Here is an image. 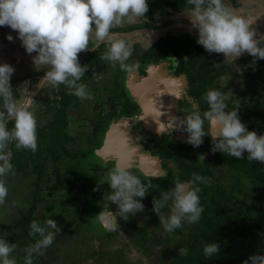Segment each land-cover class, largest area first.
Listing matches in <instances>:
<instances>
[{"label":"clouds","instance_id":"1","mask_svg":"<svg viewBox=\"0 0 264 264\" xmlns=\"http://www.w3.org/2000/svg\"><path fill=\"white\" fill-rule=\"evenodd\" d=\"M187 4L190 7L183 11V15L190 22L191 29L197 32L196 43L205 51L223 54L226 59L236 60L247 53L264 60V40L261 39L264 35L257 38V30L244 17L236 15L223 0H187ZM148 11V0H0V27L8 26L15 31L27 54L36 53L33 64L36 69L47 67L43 79L51 86L62 84L70 95L90 99L87 84L80 82L88 70L87 65H81L78 54L89 50V40L94 34L98 42L107 40V51L101 59L112 67L118 65L128 73L134 72L139 64L127 63L132 56V47L123 39H111L114 34L110 30L126 19L145 17ZM6 38L13 40L11 35ZM14 72L13 66L0 63V205L8 196L4 178L15 172L9 145L14 143L17 150L32 152L38 148L36 118L14 96L10 83ZM94 78L99 79V76ZM34 94L26 99L32 100ZM202 99L208 105L207 111L194 110L184 116L175 129L172 124L168 129L186 133V142L196 148L204 143V137L209 136L204 128L205 121H208L214 128L210 136L212 152L264 164V134L249 131L241 122L239 111H226V96L221 91L209 89ZM8 120L14 121L12 129L7 126ZM165 130L163 124L157 128L158 133ZM100 183L107 184L111 190L106 197L110 204L95 217L106 230L119 227L118 218L127 220L129 215L133 217L145 210L142 201L152 187L150 181L144 183L131 171L115 166ZM210 183V178L193 173L189 181L177 180L174 187L162 192L159 198H153L152 211L167 233H173L185 222L195 224L200 221L203 208L198 185ZM111 205H115V212ZM166 207L168 212L164 214L162 209ZM29 227V235H38L39 239L24 249V264H33L34 254L42 255L52 245L56 233L61 231L54 219H47L43 225L33 220ZM15 249L14 243L0 235V264H17L12 255ZM219 252L217 243L203 246L205 258ZM243 264H264V255H251Z\"/></svg>","mask_w":264,"mask_h":264},{"label":"trees","instance_id":"2","mask_svg":"<svg viewBox=\"0 0 264 264\" xmlns=\"http://www.w3.org/2000/svg\"><path fill=\"white\" fill-rule=\"evenodd\" d=\"M149 11L145 17L140 19H154L157 16H170L171 13L182 12L187 7V0H148ZM151 27L147 23H139L133 25H126L124 27H113L110 31L112 33H125L134 30ZM152 28V27H151ZM107 43H101L97 50L89 53V57L85 54L79 55V62L81 65H87V72L81 79V83L89 78V73H93L97 64L103 63L101 59L106 52L104 48ZM132 51H134L132 49ZM175 55H190L191 62H200L203 73L200 74L204 80L208 81L205 85L209 86L215 75L225 74L231 71L229 65L223 63L221 67L211 66L213 63L211 55L207 54L204 48L197 44L195 39L189 38L188 35L181 36H166L154 42L153 46L145 51L146 60L166 59L168 56ZM215 56V55H214ZM223 57V54H217L216 58ZM253 65L252 70L243 71L239 75L234 72L230 73L231 84H237L238 87H246L249 92L244 94L239 92L234 103L235 110L239 111L241 122L244 123L249 131H255L257 135L264 134V60L255 59L248 56V60ZM255 61V62H253ZM47 68L38 73L39 76H44ZM197 78V75H195ZM239 78V79H237ZM26 77L19 80L24 81ZM239 81V82H237ZM204 85V86H205ZM57 95L61 96L62 103L65 108L69 104L68 98H76L70 95L65 85H60ZM62 108V109H65ZM47 109H54V106L47 107ZM2 110V108H0ZM62 112L56 111L58 117ZM63 117V116H62ZM59 120V121H57ZM46 120L44 124L37 126V151L15 148L14 143L9 145L13 153L12 164L14 165L17 176L22 175L25 180L32 177L33 187L32 197L29 195V207L24 208L23 203H17L15 208H12V201L10 195L15 192L9 191L5 200V208L9 207L10 212L16 213V218H8L5 225L0 227V234L3 231L9 230L6 233L5 239L9 243L16 245L15 252L12 254L18 257L17 264H24L23 257L25 255L24 249L39 239L38 235L30 236V224L33 220V213L36 206L45 204V216L48 219H54L56 222L61 221L62 228L69 227V219L73 217L78 208L82 209V213H78V217L82 221L94 222L96 227L86 224L89 227L101 228L95 218L100 212L96 203L91 204L87 196V188L85 185L89 182V176L84 163L72 164L73 173L70 174L69 180L71 182H79L83 185L78 187V192L72 191L66 180L63 179L61 173L56 167L58 163H63V158L73 157V160L82 153L80 150L72 151L69 154V149H65L64 142L67 141L65 127L67 122L65 118H53L48 124ZM9 129L14 127V121H7ZM64 141V142H63ZM62 148H59V145ZM68 152V153H67ZM246 157V153L244 154ZM216 158L221 163L223 168V176L215 177V175L204 176L211 179L210 184H199V200L203 208L201 219L198 223L188 224L184 223L181 228L176 229L173 233H167L163 226L159 223V218L155 214L154 222L155 228L151 229L154 234L160 232L153 239V242L148 241L149 231L145 228L139 235V239L135 242L142 253L146 256L149 264H243L245 260L251 255H264V164L256 161H248L247 159H236L226 154L218 153ZM72 160V159H71ZM10 180L15 178L14 174L8 175ZM52 177L56 178L57 183H53ZM5 179V178H4ZM16 179V178H15ZM6 181V180H5ZM8 181V180H7ZM226 181L227 183H224ZM72 191V196L68 195L67 190ZM39 191L43 196H39ZM17 194V193H16ZM18 195V194H17ZM20 196L23 200L27 196ZM45 195V196H44ZM31 202V207H30ZM96 202V201H94ZM91 204V207H89ZM11 207V208H10ZM0 209H2L0 205ZM69 214V215H68ZM153 216V213L149 214ZM70 217V218H69ZM29 218V221H28ZM79 218V219H80ZM86 218H88L86 220ZM84 227H77L69 229V233L79 237L78 240L82 242V235L78 233ZM65 231L68 230L65 228ZM90 242V240H89ZM134 242V240H133ZM217 243L220 246V252L210 258H205L203 255V246L207 243ZM86 248V247H85ZM85 248H82L83 250ZM48 248L43 251L42 255L34 254L33 264H48L46 252ZM17 251H20V256H17ZM63 249L56 253L66 254ZM94 252L90 254L93 261L96 263L97 259L93 256ZM44 258L41 261H36V258ZM117 264H130L125 261L119 254ZM36 261V262H34ZM60 264H79L72 260H61Z\"/></svg>","mask_w":264,"mask_h":264},{"label":"flooded vegetation","instance_id":"3","mask_svg":"<svg viewBox=\"0 0 264 264\" xmlns=\"http://www.w3.org/2000/svg\"><path fill=\"white\" fill-rule=\"evenodd\" d=\"M169 35L158 37L154 42ZM154 42L148 48L131 46L134 51L127 63L139 64L132 73L122 70L118 65L112 67L106 60L97 64L93 73H89V78L84 81L91 93L90 99L68 98L69 104L65 108L61 96L57 95L59 85L52 89V93L47 98L40 100L42 112L47 113L46 124L55 117L65 118L67 141H63V145L66 146V150L69 149V154L72 155L74 150L82 152L74 160L73 157L63 158V163L59 162V167H56L63 179L66 178L72 191L78 192V187L83 185L78 181L69 180L73 170L68 166L77 163H84L88 167L86 170L89 182L85 185L88 189L87 196L91 204L96 203L100 211L110 204L106 197L107 192L111 191L107 184L100 182L113 167L125 168L137 175L142 182L150 181L152 184L142 201L145 210L133 217L129 215L127 220L118 218L119 227L113 231L106 230L101 224V228L89 227L91 223L95 227L96 225L93 221H82L78 217V213H82L81 208L76 210L73 217H69V227L65 228L84 227L85 236L82 238L84 247L81 245L80 247L81 249L86 247L84 250L88 253L92 248L91 254L94 252L93 256L96 259L97 256L120 254L119 236L129 237L130 233L135 231L133 220H140L137 215H143L142 221H148L149 227H152L145 228L146 230L155 228L153 198H159L162 192L174 187L177 180L187 182L192 178L193 173L202 176L215 175L220 178L223 176L225 171L216 158L219 152L211 151L213 145L210 136L214 133V128L208 121H205L204 128L209 136L204 137V143L196 148L186 142V133L177 130L171 132L168 125L172 124L175 129V125L192 111L199 110L201 113L207 111L208 105L202 97L209 89H217L225 94L226 111L235 110L234 103L238 94L231 95L232 90L239 88L242 90L241 93L249 92L246 87H238L236 83L231 84L229 72L215 75L209 86H206L208 81L200 76L204 70L201 66L209 64L191 62L190 55L172 54L166 59L146 60L145 51L151 48ZM100 44L93 49L88 48L89 50L79 55L85 54V57H89V53L97 50ZM104 49L107 51V47ZM206 53L214 60L210 63L211 66L219 68L224 63L221 57L216 58V55L207 51ZM228 65L230 67V64ZM95 75H98L99 79L94 78ZM223 77L229 78L226 85L222 84ZM34 98L35 96H32V100L25 101L30 111L36 110ZM19 102L21 103V100ZM32 102L33 106H31ZM50 106H54V109H47ZM57 110L62 112L58 117L55 114ZM173 117L177 119L173 121ZM161 124L166 130L158 133L157 128ZM59 148H62V145H59ZM52 179L56 184V178L52 177ZM71 190H67L69 196H72ZM110 207L115 212V205ZM39 209L40 212H45L44 205L39 206ZM162 212L167 214V207L162 209ZM150 213H153V216H150ZM143 229H140L139 234ZM148 234L150 236V233ZM43 259L39 257L36 261Z\"/></svg>","mask_w":264,"mask_h":264},{"label":"rangeland","instance_id":"4","mask_svg":"<svg viewBox=\"0 0 264 264\" xmlns=\"http://www.w3.org/2000/svg\"><path fill=\"white\" fill-rule=\"evenodd\" d=\"M223 2L236 15L244 17L251 25V27L257 30V38H259V36L261 35H264V0H223ZM139 23H147L152 28L147 26V28L134 30L131 32L113 33L114 35H112L111 39H123L130 46L138 45L140 46V48H148L158 37H162L164 35L169 34L178 36L188 35L189 38L197 40V32L195 29H191L190 22L183 15V11L171 13L170 16L165 17L157 16L154 19L135 18L131 21L126 19L120 25L115 27H124L126 25H133ZM8 35L13 36L12 41H9L6 38ZM16 36L17 33L11 30L8 26L0 27V63H7L15 68V72L11 77L10 83L14 91V96L18 101L21 100V103H19L22 107H25L26 109L28 108V104L25 102H28L26 97L31 96L33 93H35L33 96H35L34 99H36V101H34V109L36 110L32 111L31 109V112H33L38 126L44 124L47 115V113H43L40 108V100L44 97L47 98L52 93V89L55 87L51 86L46 80H44L43 76L38 75L39 72L46 69L47 67L41 66L36 69L32 59L33 56L36 55V53H33L32 55L27 54L21 44V41L17 39ZM261 39L264 40V37H261ZM100 43H107V40H105L104 42H98L94 38L93 34V36L90 37L88 48L93 49V47L98 46ZM211 54L217 55V53ZM248 56L249 55L245 53L236 60H234L233 58L226 59L224 56L222 57V59L224 60L225 64H230L232 70L229 71V73L234 72L235 75H239L243 71L253 69L252 63L247 61ZM230 76L232 77V75ZM23 77H26L24 81L19 80ZM228 82L229 78L223 77L222 84L226 85ZM241 91V89L237 88L234 91L232 90L230 94H238ZM31 106H33V102ZM14 176L16 179L13 177L11 178L12 180H10L9 176L5 177V183L8 187V193L9 191H11L10 188L12 189V192H14L15 190V192L10 195V198L15 199L12 201V208H15L18 202H20L21 204L24 202L23 206L25 209H27L29 207V199L32 200L31 198H29V195L27 193H30V196H33L36 193H33V187L31 186L33 178L28 177L25 181L22 180V175L17 176V174L14 173ZM224 183L227 182L224 181ZM16 193L21 196H27V198L23 200ZM38 194L40 197L43 196V193L41 191H39ZM15 195H17L18 197L15 198ZM39 206L42 207L43 204H40ZM39 206H36V210L33 213V218L41 222V224L43 225L44 221H46L48 218H46L44 212H40ZM1 207L2 209H0V227L3 224L5 225L9 217L12 219L16 218V213L14 214L13 212H10V210H7L9 209V207L5 208L4 204L1 205ZM142 216L143 215H137V218L140 220H133V223H135V231L133 233H130V236L128 235L130 238L124 235L119 236V239H121L120 243H118L120 254L124 258V260L129 261L130 264H149V261L147 260L146 256L142 253L141 248L135 243L137 242L136 240L139 239L140 229L151 227H149L148 221H142ZM61 223V221L57 222V225L61 228V231L56 233L52 245L48 247L49 250L48 252H46L47 260L49 261L48 264H60L61 260H76V262H78L79 264H117L119 260V257L117 258V256L119 254L107 256L105 255L102 257L97 256V262L95 263L93 261V258L90 256L92 248H90L91 250L89 249V253L86 250L81 249V247H84V244L80 240H78L79 237H77V235L71 236L70 234H68V232H70L69 228H67L68 232L65 231V228H62ZM9 232V230L5 229L0 235L6 237V233ZM78 233L81 234L82 237L85 236L83 229H80ZM149 233L150 236H148L147 238L149 242H153V239L155 237L161 236L160 232H158L159 235H157L158 233L154 234V232H152L151 230L149 231ZM84 240L86 241L85 237ZM61 249H63V251H65L64 253L66 254L58 255V253H56L58 250ZM17 256H20V251H17ZM14 258L17 261L18 257L14 255Z\"/></svg>","mask_w":264,"mask_h":264}]
</instances>
